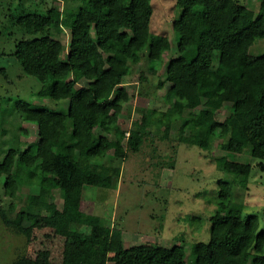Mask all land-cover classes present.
Here are the masks:
<instances>
[{
	"label": "trees",
	"instance_id": "trees-1",
	"mask_svg": "<svg viewBox=\"0 0 264 264\" xmlns=\"http://www.w3.org/2000/svg\"><path fill=\"white\" fill-rule=\"evenodd\" d=\"M69 9L49 7L44 13L16 6L7 21L22 37L16 41L13 57L22 71L39 82L38 96L53 101L67 100L65 111L43 105L18 102L19 108L37 127L38 140L22 148H10L0 162L5 176L4 190L13 197L18 182L41 190L61 189L62 207L53 200L49 217L69 225L89 224L88 233H66L62 264H187L183 249L173 244H139L123 247L119 229L89 219L81 210V187L105 185L109 174H119L127 150L137 152L145 134L127 133L118 127V117L128 98L123 63L116 57L131 58L140 50L155 66L161 51L170 50L165 35L150 32L151 0H64ZM177 16L172 28L177 36V56L164 68V111L153 110L151 121L171 127L180 122L187 143L209 150L214 140H225L226 151L246 149L254 165L216 158L217 169L234 176H248L252 168L264 170V53L251 54L263 21L264 0L259 11L234 0H175ZM70 29V44L51 36L58 27ZM151 65V67H152ZM88 80L77 91L76 79ZM192 110L183 117L188 104ZM225 104L231 112L219 120L216 113ZM198 108L195 112L194 109ZM100 127L108 135L94 138ZM110 140L113 152L108 154ZM56 160L66 176H57ZM218 209L210 216L207 242L191 247L193 264H264V231L255 215L243 216V206L229 199L231 185L219 181ZM20 221L31 224L32 206L39 196L29 197ZM1 220L6 221L5 217ZM3 221V222H4ZM115 249L110 257L111 244ZM8 264H50L45 257H23Z\"/></svg>",
	"mask_w": 264,
	"mask_h": 264
},
{
	"label": "rangeland",
	"instance_id": "rangeland-1",
	"mask_svg": "<svg viewBox=\"0 0 264 264\" xmlns=\"http://www.w3.org/2000/svg\"><path fill=\"white\" fill-rule=\"evenodd\" d=\"M234 1L255 13L259 11L260 0ZM174 3L175 0H151L150 32L165 35L170 41V50L158 54L155 66L144 57L143 50L127 59L116 56L124 65L117 71L124 73L123 82L128 92L117 125L126 133L133 129L144 132L139 151L127 150L120 173L109 174L102 187H79L81 210L89 219L119 229L123 247L177 244L183 249L187 264H193L192 245L209 240V218L219 204V181L231 185L229 199L242 204L243 216L255 215L259 230L264 231V170L252 168L248 176L233 177L217 169L219 156L252 165L258 162L251 158L248 149L241 154L226 151L230 132L225 140H214L209 143V150H203L187 143V132L180 128V122L167 127L151 121L153 110L167 108L162 96L170 84L164 81V68L177 56V36L172 28L177 16ZM19 5L39 13L52 6L71 8L64 0H0V162L10 148L19 145L26 148L38 140L36 125L29 121L18 102L43 105L54 111H65L68 106L67 100L41 99L39 82L26 75L13 57L14 45L22 35L10 27L7 17L8 11ZM257 33L258 38L249 48V52L256 55L264 53V16ZM51 36L62 43L64 56L67 55L70 29L62 26L52 29ZM71 77L76 79L77 91L87 87L88 80L75 73ZM191 110L190 103L183 110V117ZM230 112V105L225 104L217 111L216 118L222 120ZM100 134L108 135L96 127L94 138ZM113 146L110 140L108 154H112ZM56 165L57 176L65 177V169L58 160ZM4 182L5 176L0 175V264L23 257H45L50 264H62L67 231L72 229L82 236L89 232L90 225H69L50 219L51 200L58 208L62 207L61 189L41 190L38 186L18 182L14 196L10 197L4 190ZM33 195H38L39 201L32 206L30 224L15 215L24 210ZM111 246L110 257L115 249L114 243ZM107 264L113 263L108 261Z\"/></svg>",
	"mask_w": 264,
	"mask_h": 264
}]
</instances>
